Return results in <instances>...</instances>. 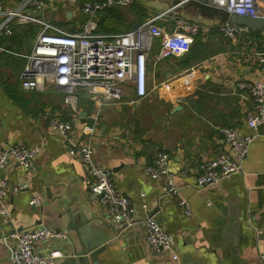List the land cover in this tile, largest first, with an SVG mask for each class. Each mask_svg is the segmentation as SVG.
<instances>
[{"label":"crops","instance_id":"obj_1","mask_svg":"<svg viewBox=\"0 0 264 264\" xmlns=\"http://www.w3.org/2000/svg\"><path fill=\"white\" fill-rule=\"evenodd\" d=\"M54 1L58 8L52 18L61 27L74 18L75 0ZM168 1L172 0H135L133 4L151 16ZM122 9L131 22L137 19L130 8ZM222 36V41H212L218 49L214 55L189 67L180 69L173 59L158 64L149 61L147 96L138 104L130 102L135 97L132 84L124 85L120 96L102 86L94 91L87 87L92 110L88 113L80 104L77 116L65 105L64 92L53 86L24 90V101L11 98L5 84L19 83L23 67L18 68L14 59L0 58V151L17 144L43 147L34 169L12 162L4 172L10 189L21 190L6 199L11 217L0 216V264H12L3 236L37 225L69 231L70 241L57 244L67 259L80 249L81 241H89L104 243L101 264H264V125L245 157L242 173L204 188L196 185L201 163L225 147L216 127L234 123L231 126H237L242 135L253 134L246 124L249 105L231 94L235 83L264 81L254 56L255 42L248 36L237 41ZM198 88L213 95V101L196 107L184 105ZM83 112H87L86 122ZM50 116L77 121L76 136L92 139L95 161L111 170L118 191L130 198L135 222L116 237L99 201L88 193L80 159L71 156L63 140L50 132ZM85 127L94 128L92 134ZM160 151L170 156V171L181 197L191 204L192 217L183 214L179 198L162 192L160 181L145 175L146 166ZM37 193L45 197L40 208L30 203ZM148 217L175 237L178 260L156 253L146 243L141 223Z\"/></svg>","mask_w":264,"mask_h":264},{"label":"built area","instance_id":"obj_2","mask_svg":"<svg viewBox=\"0 0 264 264\" xmlns=\"http://www.w3.org/2000/svg\"><path fill=\"white\" fill-rule=\"evenodd\" d=\"M135 0H88L78 7L74 1L76 17L81 9L88 18L84 24L75 23L66 30L54 23L52 14L58 4L54 0H10L6 5L0 0V35H11L15 24H36L40 30L32 49L28 53H14L25 59L19 75L21 87L25 91H35L41 86H53L65 94L64 103L77 116L79 114L78 92L87 88L94 91L104 87L106 91L123 94L124 85L135 87V97L131 104H138L147 96V63H161L172 56L188 53L196 35L209 30L198 22L182 17L170 18L166 13L151 15L144 22L129 31L119 34L98 32L100 13L112 7H128ZM220 6H226L230 14L252 18H264V9L259 0H214ZM56 6V7H55ZM171 25L158 24L168 22ZM220 32L229 40L237 41L252 29L232 24L218 26ZM255 42V59L264 72V35ZM0 51L13 54L0 46ZM232 95L239 97L249 105L246 124L253 134L244 136L237 126H218L216 129L223 137L225 147L215 156L203 161L196 185L204 188L218 184L235 173L243 172V162L250 147L259 136L258 130L264 125V81L256 79L239 80L235 83ZM75 120L64 121L51 116L48 121L50 132L60 137L69 154L80 159L86 170V186L91 197L99 201L104 219L116 227L132 226L135 209L129 197L122 194L113 183L109 168L98 164L94 159V143L91 138L80 139L76 136ZM90 129V130H89ZM94 128L85 127L92 134ZM40 144H17L0 151V216L11 217L7 204L10 193H18L21 188L10 189L4 172L12 162L24 169L32 170L35 161L42 152ZM184 174V173H183ZM182 174V175H183ZM145 175L154 181H160L165 195L179 198V206L186 217H192L190 202L181 197V189L175 182V174L170 171V156L167 152H158L152 164L146 166ZM11 193V194H12ZM144 195V194H143ZM45 197L35 194L31 205L42 207ZM145 208L147 206L145 205ZM145 241L156 253L171 254L175 261L179 259L175 237L155 218L148 217L142 223ZM126 228V229H127ZM67 230L49 228L44 225L14 230L3 236L12 253V264H61L63 252L54 247V241H68ZM48 250H44V249Z\"/></svg>","mask_w":264,"mask_h":264},{"label":"trees","instance_id":"obj_3","mask_svg":"<svg viewBox=\"0 0 264 264\" xmlns=\"http://www.w3.org/2000/svg\"><path fill=\"white\" fill-rule=\"evenodd\" d=\"M2 1L6 5H8V1L10 0H2ZM20 1L21 0H15V3L17 4ZM87 1L88 0H76V5L78 7H82ZM122 8L125 7L107 8L100 13V17L103 18L104 21L102 24L98 26L99 33L102 34H119L121 32L123 33V31L124 32L129 31L133 27V25L137 23L140 24L150 17V15L147 14V12L144 9L140 8L138 4H132L128 6V8H130V10L134 12L137 19L131 22L129 18H127L126 12H124ZM87 18L88 17L84 13H82L81 9H79L76 17L63 22L62 24L64 25H62L61 27L66 30H70V28H72L73 25L77 22L80 24H84L87 21ZM169 22L171 24L172 20L170 19ZM67 26L68 28H66ZM11 29H12L11 35H5V34L0 35V46L4 47L7 51H12L13 54L0 51L1 52L0 58L5 61L14 59L17 67L20 68L24 66L25 59L14 55V53L30 52L31 45L35 40L37 34L39 33L40 28L38 25L30 23L25 25L15 24L11 27ZM219 36L223 37L218 27L212 28L208 32L200 31V33L195 36L194 42L188 53L182 56H172L171 58L167 59V61L173 59L174 63H176L180 69L189 67L194 63H198L201 60L214 55L215 52L218 51L217 48L213 47L212 41H214V38H218V40L222 41V39ZM260 36L261 34L259 32L251 31L250 34H247L244 37H246V39L253 40L255 37L259 39ZM18 82L19 83L9 81L8 83L5 84L7 93L15 101L22 99L25 94V91L21 87L20 81ZM86 93H88L87 88H83L78 92L79 106L81 104L82 109L87 110V112L90 113L92 110V102L89 101V98ZM214 98L215 97H213V95L210 96L207 93L203 92L201 88H198L194 97L192 98L188 97L187 100L185 101L186 104L184 105L186 106L190 105V107H192V105L195 107L196 105L203 106L207 102L213 101ZM21 101H24V98ZM224 125L231 126L234 125V123L225 122Z\"/></svg>","mask_w":264,"mask_h":264},{"label":"water","instance_id":"obj_4","mask_svg":"<svg viewBox=\"0 0 264 264\" xmlns=\"http://www.w3.org/2000/svg\"><path fill=\"white\" fill-rule=\"evenodd\" d=\"M259 5L264 9V0H259ZM163 6L156 11L158 13H166L170 18L182 17L198 22L204 25L208 30L228 23L245 26L264 35V18H252L230 14L227 11L226 6H220L215 3L214 0H172L168 1V3H165ZM98 23L101 24L102 20L100 19ZM136 27L137 25L134 26V28ZM81 115L83 122H86L87 112H83ZM107 224L114 231L113 237H116L117 234L127 228L126 225L123 227H116L110 222H107ZM70 238L68 241H70ZM65 242L67 241H54L56 244L54 247L60 249L57 244H63ZM105 249L106 247L104 243L97 244L89 241H81L80 249L74 251V254L71 253L72 257H69L68 259L66 253L61 249L60 250L64 254L63 260L66 261L65 264H101L99 255L104 252Z\"/></svg>","mask_w":264,"mask_h":264}]
</instances>
